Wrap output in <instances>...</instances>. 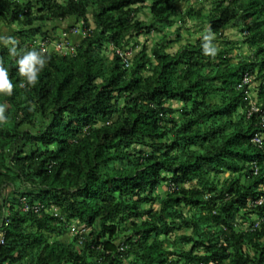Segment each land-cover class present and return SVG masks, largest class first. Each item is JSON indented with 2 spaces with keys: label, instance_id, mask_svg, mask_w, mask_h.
I'll return each instance as SVG.
<instances>
[{
  "label": "trees",
  "instance_id": "obj_1",
  "mask_svg": "<svg viewBox=\"0 0 264 264\" xmlns=\"http://www.w3.org/2000/svg\"><path fill=\"white\" fill-rule=\"evenodd\" d=\"M67 20L90 30L73 54L45 52L30 88L0 42L14 83L0 96V264H264V204L250 206L264 198V122L247 116L251 102L264 110V0H0L11 29L0 35L18 50L60 39ZM192 27L199 35L170 51ZM153 32L129 66L113 51ZM209 32L214 57L202 51ZM24 200L43 208L24 212ZM75 221L90 228L81 244Z\"/></svg>",
  "mask_w": 264,
  "mask_h": 264
},
{
  "label": "built area",
  "instance_id": "obj_2",
  "mask_svg": "<svg viewBox=\"0 0 264 264\" xmlns=\"http://www.w3.org/2000/svg\"><path fill=\"white\" fill-rule=\"evenodd\" d=\"M90 30L89 26H87L86 20H81L77 25H73L72 27H69L68 29L64 30V32L61 34L60 39H50V38H40L36 41V44H38L40 47H42L45 52L54 50L56 52H59L63 55L70 54L73 48H75L76 44L75 42L71 41L67 34L69 33L71 36H81V39L86 36L88 31ZM69 50V52H68ZM71 51V52H70ZM116 54L120 55L123 58V61L126 66H129L131 64L132 57L134 55V50L131 48L127 49H121V48H115L113 50ZM252 82V76L249 74H246L242 80V82L239 84L240 88H243L246 84ZM254 113H261L262 114V120L264 122V110L261 108V106L257 105L255 102H251V108L249 109L247 116H251ZM253 142L261 145L263 143V137L261 135H256L253 138ZM255 165V171H258V165L256 162H254ZM264 204V198L260 197L257 200H253L250 202V206H258ZM43 208V205L38 203L35 204H29L25 200L23 201V207L22 211L28 212H40ZM58 214L57 212L55 213ZM264 220V212L262 216L257 217L255 221L254 227L258 226L261 221ZM9 224V219H1L0 220V244L4 243V227ZM90 232V228L86 225H83L79 223L78 221H75L70 226V233L71 235H77L79 237V243L81 244L83 240L85 239V236L88 235ZM124 249V245L121 246V250Z\"/></svg>",
  "mask_w": 264,
  "mask_h": 264
},
{
  "label": "clouds",
  "instance_id": "obj_3",
  "mask_svg": "<svg viewBox=\"0 0 264 264\" xmlns=\"http://www.w3.org/2000/svg\"><path fill=\"white\" fill-rule=\"evenodd\" d=\"M204 43L202 47L205 56H215L217 49L212 44V34L209 32L203 37ZM0 42L9 47L14 63L18 65V73L21 77L19 87H33L39 82L40 74L45 69L50 57L46 55L45 50L33 47L31 49L16 48L17 41L11 36L0 35ZM14 83L9 78L8 68L0 64V96L11 97L13 95ZM10 117L5 114L3 106H0V126L8 123Z\"/></svg>",
  "mask_w": 264,
  "mask_h": 264
},
{
  "label": "rangeland",
  "instance_id": "obj_4",
  "mask_svg": "<svg viewBox=\"0 0 264 264\" xmlns=\"http://www.w3.org/2000/svg\"><path fill=\"white\" fill-rule=\"evenodd\" d=\"M184 6L185 5L180 4L179 9L184 10V8H185ZM196 7H200V4L199 3L196 4ZM210 7H211V5L207 4V6L205 7V11H208ZM91 15H92V11H90V16ZM140 17H141V19H143L147 22H152V17H151L149 10H145L144 12H142L140 14ZM72 24H74V20H67V21H64L63 23H61L60 27L56 29L57 35H61L64 32V30L71 27ZM179 25H180V23H177L174 27L171 28V30L174 31ZM50 26L52 27L53 25L50 24ZM10 30H11L10 28L3 25L0 28V33L7 34L10 32ZM226 34L230 37V39H233V40L235 39V40L243 41V39H244L239 28H237V27L229 28V30L227 31ZM198 35H199V31H198L197 27H192L189 32L186 29H183L182 30V36H183L182 40L172 43V46L169 50L172 52L176 51L181 44L187 42L188 38H191V37L195 38ZM67 36L69 37V39L71 41L75 42L74 44H77L81 40V36H76V38H75V37L71 36L69 33L67 34ZM175 36H176L175 34L172 35V38H174ZM161 37H162V33L153 32L150 34H141L138 37L132 38L131 42H132V44L134 43L136 46L134 49V52H137L138 50H140L141 45H143V44H147L149 47H152L158 40H160ZM135 40L139 41V45H136ZM242 47L244 49L243 52L248 54L249 52L247 49V45H243ZM75 48H73L71 50L72 52L70 51L71 52L70 54L74 53ZM68 52H69V50H68ZM251 94H253L254 97L257 98V96H258V83L257 82L253 83ZM174 106L175 107L181 106V104L178 102H175ZM228 178H230V172H224V173L219 174L218 177H216V180H219V182H224ZM167 190H168V187L166 185H163V187L161 186L159 188V192H161L162 194H165ZM147 206H149V205H147ZM185 213H187V214L189 213L188 209L185 210ZM187 232H189V231L182 230L179 233L182 234V233H187Z\"/></svg>",
  "mask_w": 264,
  "mask_h": 264
}]
</instances>
